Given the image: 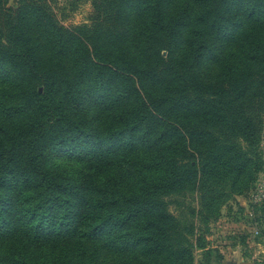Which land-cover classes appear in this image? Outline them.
Segmentation results:
<instances>
[{
    "label": "trees",
    "instance_id": "obj_1",
    "mask_svg": "<svg viewBox=\"0 0 264 264\" xmlns=\"http://www.w3.org/2000/svg\"><path fill=\"white\" fill-rule=\"evenodd\" d=\"M8 1L0 264H193L263 170L264 0Z\"/></svg>",
    "mask_w": 264,
    "mask_h": 264
},
{
    "label": "rangeland",
    "instance_id": "obj_2",
    "mask_svg": "<svg viewBox=\"0 0 264 264\" xmlns=\"http://www.w3.org/2000/svg\"><path fill=\"white\" fill-rule=\"evenodd\" d=\"M17 0H9L8 5L15 7ZM53 10L64 25L88 22L91 15L89 2H77L72 10L63 0L52 3ZM63 8V9H62ZM263 155V170L249 191L233 195L220 208V215L211 221L206 229V248L194 250L193 264H264V197L258 196L264 190V126L260 140ZM62 163L69 162L60 155ZM194 203L191 195L176 197ZM170 209L176 212L175 204Z\"/></svg>",
    "mask_w": 264,
    "mask_h": 264
},
{
    "label": "built area",
    "instance_id": "obj_3",
    "mask_svg": "<svg viewBox=\"0 0 264 264\" xmlns=\"http://www.w3.org/2000/svg\"><path fill=\"white\" fill-rule=\"evenodd\" d=\"M263 197H264V190L262 189V191L260 192L258 198L259 199H263Z\"/></svg>",
    "mask_w": 264,
    "mask_h": 264
}]
</instances>
